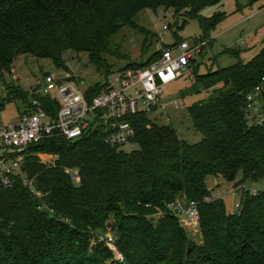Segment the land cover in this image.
Here are the masks:
<instances>
[{
	"label": "trees",
	"instance_id": "obj_1",
	"mask_svg": "<svg viewBox=\"0 0 264 264\" xmlns=\"http://www.w3.org/2000/svg\"><path fill=\"white\" fill-rule=\"evenodd\" d=\"M221 2L0 0V76L8 94H13L11 99L21 97L31 104L21 86L4 78L14 60L31 55L66 68L65 53L75 50L87 51L107 79L114 71L103 54L128 57L112 49V36L124 25L136 26L134 18L146 8H173L183 17L181 24L175 22L181 29L196 18L202 34L194 41L207 40V47L227 14L218 10L204 16L201 11ZM174 36L175 42L164 48L184 40L177 32ZM162 51L119 69L145 67ZM204 51L199 56L202 61L193 62L194 83L182 90L184 96L209 91L207 99L187 108L203 135L199 141L189 143L173 125L140 113L129 117L136 129L131 143L138 145L130 151L107 144L102 125L75 140L57 135L27 148L23 175L41 196L22 177L0 191V264H264V190H244L238 211L230 212L206 183L209 175L235 181L241 174L238 184L264 176V48L247 62L217 69L212 68L217 57L208 63ZM203 64L205 73L200 72ZM259 85L261 123L256 116L249 118L246 110L248 93ZM103 87L98 84L88 90L94 93ZM37 97L49 114H56L55 98ZM8 101H0V110ZM41 153L57 158L46 162ZM68 169L77 170L80 180H74ZM177 200L197 202L201 242L188 235L171 209ZM110 224L124 261L106 244L92 241Z\"/></svg>",
	"mask_w": 264,
	"mask_h": 264
},
{
	"label": "rangeland",
	"instance_id": "obj_2",
	"mask_svg": "<svg viewBox=\"0 0 264 264\" xmlns=\"http://www.w3.org/2000/svg\"><path fill=\"white\" fill-rule=\"evenodd\" d=\"M218 10L225 11L227 15L212 33V43L204 51L205 61L209 63L212 57H217L212 65L213 69H217L232 65L239 60L243 62L251 60L264 48V0H222L218 5L204 8L201 14L211 16ZM180 15L175 14L173 8L164 7L155 10L146 8L139 12L134 18L136 26L124 25L111 38L112 49L118 48L119 53L128 57L119 58L108 53L103 54L111 70L116 71L129 62L137 63L149 59L153 53L164 49V45H172L175 42L174 32L189 41L199 37L202 34L199 21L196 18L190 19L181 29L175 25L177 21L179 24L182 23L183 17ZM165 25H168L167 30L164 29ZM141 28L146 29V32ZM226 48H234L237 52L223 53ZM200 58L198 57V60L202 61ZM65 59L66 68H59L50 58L20 55L14 60L11 70L4 73V78L9 83L21 86L27 92L28 100L32 99L35 88L45 84L47 73L55 75L62 81L73 77L81 90L105 83V75L91 61L87 51L68 50ZM206 71L207 68L203 64L200 72ZM195 78V76H187L168 85L165 93L169 96L168 99H179L182 103L176 105L170 103L164 113L150 115L158 123L173 125L180 138L189 143L199 141L203 135L194 127L187 108L197 100L207 99L209 94V91L201 90L183 95L182 90L190 87ZM4 97L9 101L0 110V123L8 124L26 108V102L21 97L11 99L4 88L3 77L0 76V101ZM135 148H138V145L130 142L123 146L126 151ZM43 154L46 153L40 154L43 161L49 162L46 159H52L50 155ZM241 177L242 175L239 174L235 181H229L222 176L209 175L206 180L212 196L223 198L230 212L238 211L236 204L240 202L244 190L248 189L252 192L264 190V176L258 180H247L243 184H238ZM103 233L114 236L112 224L107 226ZM196 236L198 238V235ZM92 241L96 243L94 239Z\"/></svg>",
	"mask_w": 264,
	"mask_h": 264
},
{
	"label": "built area",
	"instance_id": "obj_3",
	"mask_svg": "<svg viewBox=\"0 0 264 264\" xmlns=\"http://www.w3.org/2000/svg\"><path fill=\"white\" fill-rule=\"evenodd\" d=\"M164 29L167 30L168 25ZM207 42L184 39L172 47L164 48L162 54L145 67L114 71L106 79L105 87L94 93L89 92L88 88L81 90L75 79L62 81L53 74L46 75L45 84L34 91L35 94L32 93L31 104L26 103V108L14 121L0 123V191L10 187L15 177H22L30 189L41 196L32 181L23 175V162L27 148L43 138L59 135L75 140L88 129L102 125L106 131L107 144L123 147L131 143L136 129L129 117L140 113L149 116L161 114L170 103H182L179 99H168L166 87L179 79L193 76V62L204 51ZM260 92L259 85L246 97L248 117L256 116L257 123L263 121L258 115ZM8 95L13 97V94ZM37 95H50L57 100L59 109L55 115L48 113ZM2 100L7 101L5 97ZM43 155L52 157L46 159L50 163L57 158L55 154ZM68 172L74 180H80L77 170L68 169ZM170 207L176 215H187L192 225L199 227L200 213L196 201L184 203L177 200ZM94 240L110 247L118 260H125L115 245V235L98 232Z\"/></svg>",
	"mask_w": 264,
	"mask_h": 264
},
{
	"label": "crops",
	"instance_id": "obj_4",
	"mask_svg": "<svg viewBox=\"0 0 264 264\" xmlns=\"http://www.w3.org/2000/svg\"><path fill=\"white\" fill-rule=\"evenodd\" d=\"M180 220L185 226V229L187 230L188 235L196 242L198 243L201 242L202 236H201L200 228L194 227L190 221V218L187 215L180 216ZM196 235H198V238H196L197 237Z\"/></svg>",
	"mask_w": 264,
	"mask_h": 264
}]
</instances>
